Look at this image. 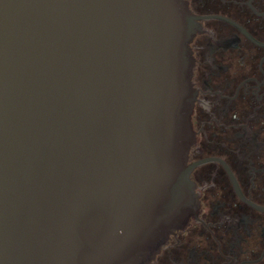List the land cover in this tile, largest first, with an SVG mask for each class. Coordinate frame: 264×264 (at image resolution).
<instances>
[{"label":"water","instance_id":"obj_1","mask_svg":"<svg viewBox=\"0 0 264 264\" xmlns=\"http://www.w3.org/2000/svg\"><path fill=\"white\" fill-rule=\"evenodd\" d=\"M184 0H0V264H149L199 209Z\"/></svg>","mask_w":264,"mask_h":264},{"label":"flooded vegetation","instance_id":"obj_2","mask_svg":"<svg viewBox=\"0 0 264 264\" xmlns=\"http://www.w3.org/2000/svg\"><path fill=\"white\" fill-rule=\"evenodd\" d=\"M195 218L149 264H264V0H184Z\"/></svg>","mask_w":264,"mask_h":264}]
</instances>
